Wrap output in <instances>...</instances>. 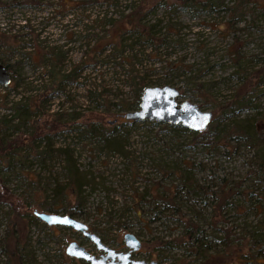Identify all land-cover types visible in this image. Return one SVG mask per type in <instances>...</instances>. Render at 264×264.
I'll return each instance as SVG.
<instances>
[{
    "label": "rangeland",
    "instance_id": "374dc122",
    "mask_svg": "<svg viewBox=\"0 0 264 264\" xmlns=\"http://www.w3.org/2000/svg\"><path fill=\"white\" fill-rule=\"evenodd\" d=\"M234 1L223 0L225 6ZM162 2L0 0V57L16 64L14 74L8 70V83L0 84V115L10 113L9 103L18 98L38 101L42 96L43 83L49 81L47 74L41 76L44 70L34 66L29 58L4 47L6 36L15 35L19 41L43 46L44 50L55 46L53 50L59 49L61 54L59 61L54 62V68L66 70L83 59L86 64L80 69L75 82L66 86L65 91L42 101L43 112L29 120L33 125L42 124L43 129L55 122L56 113L76 114L73 126L84 121H93L104 127L119 123L117 135L109 140L110 147L87 145L77 138L73 129L62 130L54 140L56 145L68 144L79 169L90 172L88 182L82 188L81 216L76 218L116 249L121 248L124 232L133 233L140 241V247L133 253L134 258L154 259L158 264L185 263L191 255L188 253L189 239L182 236V222L190 218L203 226L202 221L206 219L202 217L206 215L202 210L209 212L203 208L212 198L181 195L177 203L181 206L179 213H173L166 208L163 212L156 211L162 207L161 202L155 204L156 210L153 209L155 201L152 197L159 194L155 193L154 187L159 192L177 183L178 179L170 167L187 161L197 183L209 188H231L226 190L228 194L224 197L231 205L224 206L220 211L222 215L216 216V226L229 230L227 237L230 244L216 245V249H223L224 264H231L230 261L232 264H243L247 256H252L245 232L249 229L247 224L260 222L264 229V144H260L264 137L263 120L255 121L256 133L253 141L249 140L251 144L238 139L233 145L231 139L225 145L227 148L219 145L213 149L200 145L183 146L180 143L187 142L188 135L181 130L168 132L160 122L146 119L125 122L115 113L123 111L118 102L133 99V86L137 85L138 76H142L144 86L173 85L179 90L177 101L186 99L195 102L213 115L210 103L227 98L240 77L261 64L260 59L264 57V0H245L240 5L244 13L236 20L232 19L236 9L232 15L220 6L210 12L194 13L181 8L167 10ZM135 6L149 9L143 16V22L154 24L155 34L158 37L165 35L163 40L151 44L141 40L132 42V33L127 30L129 26H123L126 30L122 35L115 31L121 15ZM168 25L170 29L167 31ZM233 39L242 52L236 72V60L228 52V45L233 43ZM105 41L109 44L100 51L89 52L92 45ZM121 42L124 46L118 55ZM121 56L125 59L122 60ZM31 58L36 60V54ZM90 62L94 63L88 64ZM132 69L138 76L131 79L128 70ZM162 78L169 80L162 82ZM251 78L254 82L255 78ZM260 89L259 99L263 101L264 85ZM114 118L115 122H108ZM19 134L21 138L24 136L21 132ZM258 135H261V141ZM24 156L23 172L33 181L30 182L24 175L18 177L13 172L2 171L7 179L5 185L9 195L0 196V245L10 220L17 229L19 244L25 241L26 249L30 250L32 258L27 263L85 264L66 255L64 247L73 239L91 253H96L87 238L66 226L47 225L37 217L30 222L24 216V210L15 209L18 208L17 197L31 202L25 211H40L37 202L42 190L37 188L43 183L37 181L35 172L41 173L39 180L47 178L46 172L31 155ZM54 170L59 171L56 163ZM221 179L224 180L222 185ZM142 192L143 200H139L138 194ZM236 205H239L238 208H235ZM164 241H168L166 245H163ZM236 247H239L241 256L239 253L237 258L228 261L230 250L235 252ZM4 259L5 255L0 251V264ZM246 264H264V258Z\"/></svg>",
    "mask_w": 264,
    "mask_h": 264
},
{
    "label": "trees",
    "instance_id": "16d2710c",
    "mask_svg": "<svg viewBox=\"0 0 264 264\" xmlns=\"http://www.w3.org/2000/svg\"><path fill=\"white\" fill-rule=\"evenodd\" d=\"M159 1L161 2V0ZM244 1L245 0H235L233 4L229 6H225L223 0H163L162 3L167 10L181 8L192 10L194 13L210 12L216 6H220L221 8L228 9L232 15V11L236 9V14L234 16L232 15V19L236 20L244 13V11L240 9V5ZM154 6L155 5L152 7ZM260 7H263V5L260 4ZM147 10H143L140 6L130 8L126 13L121 15L120 24L117 25L118 27L114 28L115 31L122 35L126 30V28L123 29V26H129L127 30H130L132 33V38L130 39L132 42L141 40L147 44H151L156 40H163L165 35L158 37L157 34H155L156 30L153 28L154 24L143 22V16ZM169 12L171 13V11ZM109 22L112 23L111 20ZM169 29L168 25L166 30L168 31ZM6 37L7 43L3 44L4 47L8 48L10 52L16 50L19 52L20 56L23 55L29 58L34 66L44 70L45 73H42L41 76L47 74L49 81L46 84L43 83V89L40 93L42 96L38 101L34 99L24 100L23 98L22 100L18 98L9 103L10 113H1L0 115V196L8 194L7 186L5 185L7 179H5V174H3L2 171L7 170L10 173L13 172V174L18 175V177L24 175L23 177L27 178L30 182L34 180L23 172V167L25 166L23 157H25L24 155H31L32 158L37 161L41 170L46 172L45 174L47 177L43 181L41 179L39 180L41 173L35 172V175L37 174L36 178L38 177L37 181L43 183L42 186L37 188L42 190V193L38 195L40 196V200L37 202V207L41 209L40 211L67 213L73 217L81 216V206L84 199L82 188L85 183L88 182L87 176H90V172L79 169L75 157L73 156V150L68 144L60 143L56 145L54 140L61 135L62 130L73 129L77 138L83 140L87 145L92 143L110 147L111 144L109 140L117 135L119 123H114L111 127H104L93 121H84L73 126L72 123L77 115L68 113H56L55 122L48 125L46 129L41 127L42 124L33 125V122L32 124L31 122L29 123V120L32 119L33 116L43 112L44 108L41 102L47 100V98L53 94L57 95L59 92L65 91L64 88L75 82L76 77L80 73V69H82L86 63L83 59H80L78 62L71 64L70 68L66 70L54 68V62L59 61L61 54L59 49L53 50L55 46H52L49 50H44L45 48H42L43 46L19 41L15 35ZM234 40L235 39H233V43L228 45V52L231 54V58L236 60V72L240 67L238 60L242 52L240 46L237 45ZM107 44H109L108 41L98 42L90 47L89 52L92 54L96 51H100L103 46ZM122 46H124L123 42L120 43V47L117 49L118 55H120ZM113 48H115V45H113ZM33 54H36V60H32L31 56ZM93 57H95V55ZM121 59L124 60V56H121ZM260 60L262 61L258 67L251 68L240 77L239 82L231 89L227 98L216 103H210L213 115L204 130L191 131L178 123H161V127L168 132H179V130H181L186 133L188 135L187 142L180 143L181 145L184 144L183 146L200 145L215 149L219 145H228L227 142L231 139H233V145L238 139L253 141L252 138H254L256 133L255 121L261 119L264 122V100L261 101L259 99V95L262 92L260 86L264 85V57ZM0 63L6 67L7 71L9 70L14 74L15 63H11L3 57H0ZM92 63L94 62L88 64ZM235 72L231 75L234 76ZM133 73V69L128 70L131 79L138 76ZM251 77L255 78L254 82ZM142 80L143 77L138 76V80L136 81L137 85L133 86L134 95L131 101L127 102L122 100L117 103L123 110L122 112L137 107L140 92L144 87ZM161 80L162 82H167L169 79L162 78ZM197 84L198 87H200V83ZM120 113L115 114L118 115ZM126 120L127 119H125V122L131 121ZM52 128L59 130L55 131ZM8 130H10V133ZM19 132L24 134L22 138ZM223 139H225L224 142H222ZM258 139L261 141V135H258ZM251 143L252 142H250V144ZM262 143L264 144V137H262L260 144L262 145ZM225 148H227V146H225ZM260 149L262 150V146H260ZM54 163H56V166L58 165L59 171L54 170ZM170 170L174 173L178 181L172 187L163 188L159 192L158 188L154 187L155 193L159 194L152 197L155 201L152 206L153 209L156 210L157 203L161 202L162 207H159L156 211L162 210L163 212L166 208L173 213H179L181 206L178 204L180 198H182L181 195H198L200 198L206 195V197L209 196L212 198L203 208H207L209 212L205 213L206 210H202L206 215L202 217L206 219V221H202L203 226L201 223L190 220V218L182 222V236L187 240L189 239L188 247L190 249L188 253L191 255V258L187 259L183 264H224L225 261L221 255L223 249H216V245L228 246L230 244V240L227 237L229 230L216 226L218 222L216 216H220V211L223 210L224 206H227V204L231 205V203L224 200V197L228 194L226 190L231 188L225 185V187L216 186L209 188L208 185L197 183L190 169V164H188L187 161H180V163L171 166ZM223 181L224 180L221 179V185ZM234 185L233 183L232 186ZM46 189H48V193H46ZM143 194L144 192L138 194L139 200H143ZM15 198L17 201L16 207H18L15 209L24 210V216H26L30 222L36 220L37 218L32 214V211H25V208L30 205L31 202L21 200L17 197ZM238 206L239 205H236L235 208H238ZM192 210L193 207H191V211ZM195 216L199 217V215ZM13 224L14 222L9 220L7 233L0 245V251L5 255L2 264H30L27 263L28 261L31 262L30 258H32L30 250L26 249L27 244L25 241L19 244L17 229L13 227ZM247 226H249V229L245 232L248 238V249L252 251V256H247V261H243L245 262L243 264L250 263L251 261L255 263L257 258H264V229L261 227L260 222L247 224ZM9 229L12 231H10V234ZM167 242L168 241H164L163 245H166ZM236 250L235 252H233L234 249L230 250L228 261L233 257L235 259V257L237 258L239 256V247H236ZM239 262H241V258ZM229 263L232 264L231 261Z\"/></svg>",
    "mask_w": 264,
    "mask_h": 264
},
{
    "label": "water",
    "instance_id": "95a60500",
    "mask_svg": "<svg viewBox=\"0 0 264 264\" xmlns=\"http://www.w3.org/2000/svg\"><path fill=\"white\" fill-rule=\"evenodd\" d=\"M8 81L9 72L0 63V84H6ZM178 94V88L169 84L144 86L137 107L121 112L119 116L127 120L146 119L158 123H178L191 131L204 130L211 120L212 112L186 99L177 101ZM112 121L114 119L108 122ZM32 214L47 225H62L79 232L93 244L96 250L102 251L99 255H94L82 244L73 239L69 240L64 247V253L84 261L85 264H158L154 259L130 257V252L140 247L139 239L131 232L122 234V243L127 249L120 251L101 242L99 236L90 231L83 221L67 213L33 209Z\"/></svg>",
    "mask_w": 264,
    "mask_h": 264
},
{
    "label": "flooded vegetation",
    "instance_id": "af4514ba",
    "mask_svg": "<svg viewBox=\"0 0 264 264\" xmlns=\"http://www.w3.org/2000/svg\"><path fill=\"white\" fill-rule=\"evenodd\" d=\"M100 238V237H99ZM100 240H101V242H103V243H105L101 238H100ZM92 244V243H91ZM105 244H107V243H105ZM93 245V244H92ZM108 245V244H107ZM109 246V245H108ZM94 247V246H93ZM120 247L121 248H119V249H116V248H114L115 250H120V251H123V250H125V249H127L124 245H123V243H121V245H120ZM89 251V250H88ZM95 251H96V253H93L94 255H99L100 253H102V251L101 250H96L95 249ZM90 252V251H89ZM135 251H133V252H130V257H132V258H134V256H133V253H134ZM149 260V259H148Z\"/></svg>",
    "mask_w": 264,
    "mask_h": 264
}]
</instances>
